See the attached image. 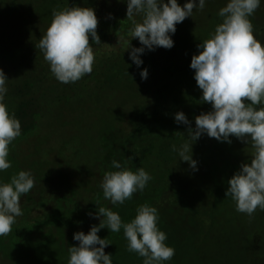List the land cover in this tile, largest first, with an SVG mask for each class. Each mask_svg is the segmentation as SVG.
<instances>
[{"label": "trees", "instance_id": "16d2710c", "mask_svg": "<svg viewBox=\"0 0 264 264\" xmlns=\"http://www.w3.org/2000/svg\"><path fill=\"white\" fill-rule=\"evenodd\" d=\"M46 1L12 0L6 9H0V53L10 49L17 52L15 62L4 61L0 66L9 78L5 103L19 119L22 133L10 144L8 158L16 162L26 150L46 145L50 138L57 139L67 149H74L75 153L65 158L70 169L67 177L54 174L48 163L34 167L17 160L20 170L30 171L35 183L20 198L23 215L16 217L11 232L2 237L7 242L29 235L34 225L44 226L35 220L42 215H47L48 226L98 224L97 208L104 206L113 210L116 206L103 197L100 188L105 172L114 170L110 167L111 161L116 159L135 170L159 148L158 167L160 162L168 164L177 154L172 146L179 147L187 141L188 129H195V117L204 112L202 90L190 68L192 56L199 52L197 46L178 55L172 52L158 69L153 53L145 49L139 54L143 63L137 67L129 57L131 49L124 50L132 27L126 17L125 0L73 3L72 6L94 8L98 18L96 31L102 44L93 45L95 61L90 74L75 83L56 80L42 52L35 47L52 20V11H47L44 5ZM61 2L56 0L55 10H59L57 5ZM217 24L213 25L210 35ZM89 43H93L91 36ZM130 44L141 47L138 38H132ZM142 69H147L146 79L141 78ZM152 74H157L159 79L154 80ZM122 81H126L124 86L120 84ZM179 111L186 115L189 124L175 121ZM59 122H63L61 139L50 137L49 131L61 125ZM80 136L82 140L78 142L75 138ZM191 148L200 155L197 146L192 144ZM81 161L85 167L80 166ZM200 162L206 171L207 165L203 160ZM48 168L50 172H46ZM168 173L172 175V169ZM199 178L207 179L208 173ZM180 180L183 191L175 189L167 175L157 176L153 182L151 179L142 192L134 194L121 218L145 203L156 206L183 198L191 212H196L198 205L207 204L209 187L201 188L202 203L190 207L186 194L191 189L186 179L180 176Z\"/></svg>", "mask_w": 264, "mask_h": 264}, {"label": "clouds", "instance_id": "9594fccd", "mask_svg": "<svg viewBox=\"0 0 264 264\" xmlns=\"http://www.w3.org/2000/svg\"><path fill=\"white\" fill-rule=\"evenodd\" d=\"M125 2L126 17L132 27L124 50L131 49L129 57L137 67L143 63L139 54L145 49L172 48L171 34L175 33L176 24L192 17L194 9L202 11L206 5V0H185L183 5L178 0ZM260 5L261 0H227L218 10L221 22L208 39L197 45L199 52L190 61L196 83L202 90L201 101L210 103L211 110L195 117V129H188L185 143L172 146L179 160L187 161L197 170L191 145L202 134L228 143H231L229 137L235 136L250 143L254 150L250 161L241 163L227 181L226 190V196L235 203V210L249 217L258 209L264 211V44L254 36L250 20ZM97 24L92 7L53 9L52 20L35 47L42 52L56 80L75 83L92 72L93 45L102 44ZM132 38H138L141 47L132 46ZM140 75L146 79L147 69H142ZM8 80L0 69V172L11 167L9 146L22 134L19 119L14 112L10 113L5 103ZM174 119L177 123L189 124L182 111L177 112ZM110 167L114 170L105 172L100 188L112 205H123L134 193L142 192L152 179L145 168L133 170L116 159L111 161ZM34 183L31 172L26 170L11 176L10 182H0V237L7 236L16 217L23 215L20 198L29 193ZM95 216L99 224L92 225L87 233L73 234V239L79 243L68 248L67 264H113L112 255L104 251L110 242L98 235L105 227L110 232L123 229L127 250L142 257L143 264H165L175 255V249L165 243L167 234L158 227L159 214L155 206L139 205L129 222L104 206L97 208Z\"/></svg>", "mask_w": 264, "mask_h": 264}, {"label": "rangeland", "instance_id": "374dc122", "mask_svg": "<svg viewBox=\"0 0 264 264\" xmlns=\"http://www.w3.org/2000/svg\"><path fill=\"white\" fill-rule=\"evenodd\" d=\"M9 1L12 0H0V9H6ZM75 1L77 0H63L57 7L59 10L68 8ZM178 2L183 5L185 0H178ZM226 2L227 0H206L202 11L194 9L192 17H186L183 22L176 24V31L171 34L174 41L173 47L170 49L156 47L150 50L153 53L155 67L161 68L166 56L172 52L175 55L182 54L209 38L215 22H221L217 13ZM44 5L47 11H53L56 8V0H47ZM250 20L255 26L254 36L264 44V0H261L260 7ZM9 51L0 53V66L4 61H16L17 52L14 49ZM151 77L156 81L159 79L157 74H152ZM120 84L124 86L126 81ZM202 105L204 112L211 110L210 103L202 102ZM93 123L96 124L97 120L94 119ZM62 124L63 122L61 125H55L49 131V136H57L59 139L63 133ZM75 139L79 142L82 136ZM229 139L231 143L218 141L207 134H202L194 141L193 145L197 146L200 154L192 152V158L197 161V170L191 168L187 161L179 160L178 154L172 156L168 164L160 162L161 166L158 167L159 148H156L155 152L141 165L151 174L152 182L157 176L162 175L164 178L167 175L175 184L174 188L179 191H183L180 176L186 179L191 189V192L186 194L190 200V207L202 203V193H200L202 187H209L210 191V198L206 200L207 204L198 205L196 212L186 208L183 198L169 201L167 204L158 203L155 206L159 214L158 227L167 234L165 243L175 249V255L165 264H264V211L258 209L249 217L237 212L234 201L230 196H226L227 181L239 170L241 163L250 161L254 150L250 143L247 144L235 136H230ZM50 140L46 145L34 150H26L16 158V162L8 158L11 167L0 172V182H10L11 176L20 171L21 164H18L17 160L22 163H31L34 167L38 163H48L52 165L49 167L54 169V174L67 177L70 169L66 167L65 158L69 154H74L75 151L60 145L57 139H52V142ZM201 160L208 167L206 171L205 167L201 166ZM79 164L85 167L83 161ZM169 169H172V175L168 173ZM48 171L50 172V168L46 170ZM205 172L208 173V178L200 180L199 177H202ZM131 200H126L123 205H116L113 211L118 212L121 217L124 216V210L128 208ZM135 215L136 211H129L122 220L129 222ZM53 216L56 217V215ZM36 218L35 220L41 221L44 226L35 227L34 225L29 235L14 242H7L6 239L0 238V264H67L68 248L79 243L73 239V234L77 231L87 233L92 226V224L48 226L47 215ZM115 233L110 232L106 227L98 232L101 238H106L110 242L104 251L112 255L113 264H143L142 257L127 250V240L123 235V229L116 235Z\"/></svg>", "mask_w": 264, "mask_h": 264}]
</instances>
